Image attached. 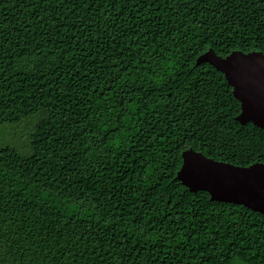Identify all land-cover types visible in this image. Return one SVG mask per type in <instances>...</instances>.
I'll return each mask as SVG.
<instances>
[{
    "label": "trees",
    "instance_id": "obj_1",
    "mask_svg": "<svg viewBox=\"0 0 264 264\" xmlns=\"http://www.w3.org/2000/svg\"><path fill=\"white\" fill-rule=\"evenodd\" d=\"M209 47L264 53V0H0V264H264V214L175 178L264 162Z\"/></svg>",
    "mask_w": 264,
    "mask_h": 264
},
{
    "label": "water",
    "instance_id": "obj_2",
    "mask_svg": "<svg viewBox=\"0 0 264 264\" xmlns=\"http://www.w3.org/2000/svg\"><path fill=\"white\" fill-rule=\"evenodd\" d=\"M202 62L221 71L232 87L240 105L235 119L264 128V53L235 49L221 55L209 47L196 58V64ZM181 157L175 178L189 191L204 190L210 200L242 204L264 214V162L234 164L216 160L192 147L184 149Z\"/></svg>",
    "mask_w": 264,
    "mask_h": 264
},
{
    "label": "rangeland",
    "instance_id": "obj_3",
    "mask_svg": "<svg viewBox=\"0 0 264 264\" xmlns=\"http://www.w3.org/2000/svg\"><path fill=\"white\" fill-rule=\"evenodd\" d=\"M33 119L29 118L19 124L0 126V144H9L21 154L26 153L27 141Z\"/></svg>",
    "mask_w": 264,
    "mask_h": 264
}]
</instances>
